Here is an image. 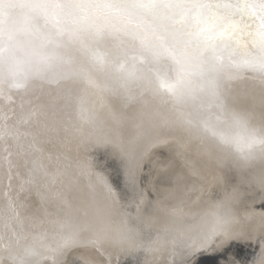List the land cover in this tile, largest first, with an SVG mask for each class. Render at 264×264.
<instances>
[{"label": "snow or ice", "instance_id": "1", "mask_svg": "<svg viewBox=\"0 0 264 264\" xmlns=\"http://www.w3.org/2000/svg\"><path fill=\"white\" fill-rule=\"evenodd\" d=\"M33 81L30 109L0 105V264H249L238 240L264 264V0H0V98ZM164 147L222 195H179Z\"/></svg>", "mask_w": 264, "mask_h": 264}, {"label": "bare ground", "instance_id": "2", "mask_svg": "<svg viewBox=\"0 0 264 264\" xmlns=\"http://www.w3.org/2000/svg\"><path fill=\"white\" fill-rule=\"evenodd\" d=\"M33 91L27 92L24 89H12L10 91L11 99L4 100L3 98H0V105H4L7 107H11L15 109L17 113L21 110V103L24 102V109L27 111L30 109L35 103L38 101L36 100V96L41 95L39 90V82L33 81ZM48 86H45L47 89ZM43 99V96H42ZM109 102H111L113 105H115V100L112 97H109ZM46 149H50L51 146H45ZM74 155V153H72ZM3 151H2V145H0V157H2ZM152 165L154 170H159L160 168H168L169 171L182 175L185 179L184 182L181 185V189L179 192V195L183 196L186 192L193 198L197 195H201L198 191H191V189L195 187H199L201 184L204 185V193L202 195V199H207L209 195L213 196H219L222 195L221 188L216 185L212 181V176L209 172L205 171L203 173L205 179L204 181H201L189 174V171L187 168L184 167L183 161L180 157L175 155V151L172 148L164 147L159 148L155 150L153 156H152ZM199 166V165H197ZM19 171L22 175L25 174V170L23 168H20ZM18 182L14 179L13 184L14 186ZM5 191L4 187V180L2 175V169H0V206L4 203V197L3 193ZM25 194H22L21 199L24 198ZM30 201L34 203V205L38 208L39 207V198L36 196L35 192L31 193L29 197ZM151 199L155 200V195L151 197ZM162 202L165 204H171V200H166L161 197ZM258 203V202H257ZM257 203L253 204L251 201V198H247L245 200V208L251 211H254L256 213H259L261 211H264L260 206H257ZM239 230V229H237ZM232 242H241L243 244H250L251 245V256L248 258L249 264H251V261L255 255L256 252L259 251V249L251 242V241H232ZM86 257L89 261H91V264H123L120 263L127 257H136L140 261V264H145V259H147L150 264L153 261V257L151 255L145 254V253H129L125 251H121L119 248L116 247H106L104 249V254H100L96 252L95 250H74L71 253L67 255L66 258H61L65 262V264H83L82 258ZM50 264V262H49ZM155 264H167V256H160L155 260Z\"/></svg>", "mask_w": 264, "mask_h": 264}, {"label": "water", "instance_id": "3", "mask_svg": "<svg viewBox=\"0 0 264 264\" xmlns=\"http://www.w3.org/2000/svg\"><path fill=\"white\" fill-rule=\"evenodd\" d=\"M122 186V185H121ZM257 206H260L259 202L257 203ZM232 247L229 249V252H235L237 253L238 257L241 259H247L251 256V245L250 244H243L241 242H231ZM124 262V263H123ZM120 263L123 264H140V261L136 257H127Z\"/></svg>", "mask_w": 264, "mask_h": 264}]
</instances>
